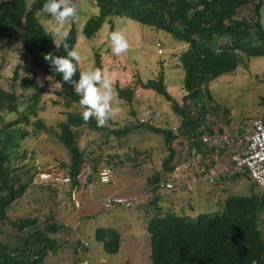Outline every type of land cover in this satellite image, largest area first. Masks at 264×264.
I'll list each match as a JSON object with an SVG mask.
<instances>
[{
    "label": "trees",
    "instance_id": "trees-1",
    "mask_svg": "<svg viewBox=\"0 0 264 264\" xmlns=\"http://www.w3.org/2000/svg\"><path fill=\"white\" fill-rule=\"evenodd\" d=\"M89 1L98 13L83 23L80 33L84 39L95 37L104 23L109 24L111 17H117L163 31L186 45L177 57L182 70V105L167 91L162 74L145 82L135 81L140 89L162 97L181 120L174 132L145 127L163 138L167 151L160 171L146 180L147 191L157 195L152 200L154 204L159 192L174 193L157 191L155 184L178 160L173 147L178 138L198 153L212 152L197 138L204 131L213 132L211 128L202 127L205 110L215 106L209 83L233 72L240 63V55L248 58L264 56V35L258 24L261 0ZM43 3L45 0H0V55L9 45L15 44L27 58L32 72L30 79H21L17 66L6 85L2 84L5 80L0 75V264H43L48 253H54L58 248L55 235L60 227L53 217L47 216L40 222L32 216L13 221L7 216L11 206L27 191V181L33 175L29 164H23L24 154L17 153L20 144L35 138L37 132L54 135L68 158L70 186L76 188L84 164L83 152L78 146L82 130H104L103 126L97 127L93 118L87 122L82 119L84 109L73 85L60 79L43 59L49 52L58 56L66 54L63 48L54 49L53 36L38 21L37 13L41 12ZM67 32L65 42L72 49L77 43V30L71 24ZM93 62V68L102 71L101 58L96 52ZM75 63L77 71L73 80H77L81 72L78 62ZM2 68L0 63V71ZM37 73L49 77L58 88L49 91L39 86L34 80ZM115 93L119 100L130 103L135 88L116 87ZM44 95L54 97V106L76 107L77 110L66 112L65 119L56 128H50L38 118ZM199 128L201 131L197 134ZM110 133L123 137L128 130L123 128ZM18 159L20 166H15ZM253 187L257 190L254 184ZM221 212L220 216L212 218L200 214L195 222H188L185 216L174 213H154L145 226L149 234V264H264V240L257 224L264 213V195L257 190L249 195L231 196L224 202ZM94 238L106 255L118 252L121 240L114 229L98 228Z\"/></svg>",
    "mask_w": 264,
    "mask_h": 264
},
{
    "label": "rangeland",
    "instance_id": "rangeland-1",
    "mask_svg": "<svg viewBox=\"0 0 264 264\" xmlns=\"http://www.w3.org/2000/svg\"><path fill=\"white\" fill-rule=\"evenodd\" d=\"M74 4L77 15L65 28L68 31L73 24L77 30L74 48L80 54V70L93 68L96 52L101 58L102 72L106 71L113 80L114 90L116 87H134L133 100L126 103L116 96L115 113L103 125L104 130H82L78 146L83 152L84 164L76 188L70 186L68 158L54 135L37 132L35 138L24 140L17 153L24 154L23 164H29L33 175L27 181V191L11 206L7 216L10 221L32 216L40 222L47 216L53 217L60 227L55 235L58 248L54 253H48L43 264H149V234L145 226L154 213H174L185 216L188 222H195L200 214H207L209 218L220 216L224 202L231 196L249 195L258 189H254L247 177L238 176L219 179L214 185L200 184L192 193L159 192L152 204L157 195L147 191L146 180L160 171L167 151L163 138L145 127L174 132L181 120L162 97L140 89L135 81L145 82L162 74L167 91L182 105V70L177 57L186 45L163 31L117 17H111L109 24L104 23L95 37L84 39L81 27L89 17L97 15L98 9L89 0H75ZM37 18L51 33V18L42 12L37 13ZM110 26L112 30L118 27L129 44L128 50L118 56L113 55L109 47ZM158 49L161 54L157 53ZM239 58L240 63L233 72L209 83L215 106L205 110L202 127L221 131L238 129L243 122L264 116V56L248 58L240 55ZM0 63L4 85L17 66L19 78H31L29 62L15 44L9 45L0 55ZM34 80L49 91L58 88L49 77L40 73L35 74ZM53 99L51 95H44L39 107L42 110L38 113V118L50 128H56L65 119L66 112L77 110L76 107L54 106ZM123 128L128 130L126 136L115 137L110 133ZM185 146L181 138L173 144L177 157L182 156ZM14 165L20 166L19 159ZM103 167L111 174V183L107 185H100L98 181V173ZM107 196L134 200L127 208L105 209L103 203ZM173 199L177 205L171 204ZM257 224L264 240V213ZM98 228H111L119 234L121 241L117 253L106 255L103 252L101 244L94 238Z\"/></svg>",
    "mask_w": 264,
    "mask_h": 264
},
{
    "label": "built area",
    "instance_id": "built-area-1",
    "mask_svg": "<svg viewBox=\"0 0 264 264\" xmlns=\"http://www.w3.org/2000/svg\"><path fill=\"white\" fill-rule=\"evenodd\" d=\"M157 53L161 54V50ZM199 131L201 128L196 130L197 134ZM197 138L212 152L201 154L185 146L173 169L155 184L157 191L192 193L200 184L213 185L219 178L245 176L264 195V118L245 121L238 129L204 131ZM98 181L100 185L110 183L108 168H101ZM132 200L107 196L103 207L127 208Z\"/></svg>",
    "mask_w": 264,
    "mask_h": 264
},
{
    "label": "clouds",
    "instance_id": "clouds-1",
    "mask_svg": "<svg viewBox=\"0 0 264 264\" xmlns=\"http://www.w3.org/2000/svg\"><path fill=\"white\" fill-rule=\"evenodd\" d=\"M41 12L51 18L54 49L59 51L63 48L66 53L64 56L45 53L43 59L51 66L52 71L60 75V79L73 85L79 104L84 109L82 119L87 122L89 118H93L97 127L103 126L115 113L114 84L111 76L99 68L81 71L78 79L73 80L77 71L75 62L80 60V54L75 48L69 49L65 42L68 36L65 25L77 15L73 0H45ZM108 41L113 55L125 53L129 48L124 33L118 27L110 32Z\"/></svg>",
    "mask_w": 264,
    "mask_h": 264
},
{
    "label": "water",
    "instance_id": "water-1",
    "mask_svg": "<svg viewBox=\"0 0 264 264\" xmlns=\"http://www.w3.org/2000/svg\"><path fill=\"white\" fill-rule=\"evenodd\" d=\"M258 24L261 28V31L264 35V0L260 1L258 9Z\"/></svg>",
    "mask_w": 264,
    "mask_h": 264
},
{
    "label": "crops",
    "instance_id": "crops-1",
    "mask_svg": "<svg viewBox=\"0 0 264 264\" xmlns=\"http://www.w3.org/2000/svg\"><path fill=\"white\" fill-rule=\"evenodd\" d=\"M261 118H264V116H261ZM195 194H196V193H195ZM175 201H176V200H175V199H173L171 204H172V205H177V204H178V202H175Z\"/></svg>",
    "mask_w": 264,
    "mask_h": 264
}]
</instances>
